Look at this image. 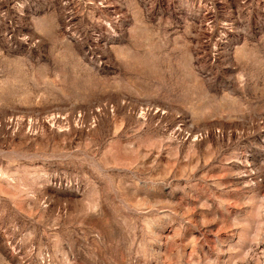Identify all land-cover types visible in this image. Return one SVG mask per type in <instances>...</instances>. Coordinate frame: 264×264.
Returning a JSON list of instances; mask_svg holds the SVG:
<instances>
[{"label": "rangeland", "instance_id": "rangeland-1", "mask_svg": "<svg viewBox=\"0 0 264 264\" xmlns=\"http://www.w3.org/2000/svg\"><path fill=\"white\" fill-rule=\"evenodd\" d=\"M0 264H264V0H0Z\"/></svg>", "mask_w": 264, "mask_h": 264}]
</instances>
